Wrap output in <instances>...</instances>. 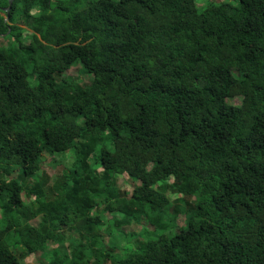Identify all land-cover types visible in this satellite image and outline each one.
<instances>
[{"label":"trees","instance_id":"obj_1","mask_svg":"<svg viewBox=\"0 0 264 264\" xmlns=\"http://www.w3.org/2000/svg\"><path fill=\"white\" fill-rule=\"evenodd\" d=\"M194 2L0 0V264L65 229L83 242L46 264H264V0ZM76 65L85 87L62 77ZM60 153L73 163L47 192ZM148 166L122 195L115 177ZM101 211L120 215L107 235H159L116 258Z\"/></svg>","mask_w":264,"mask_h":264},{"label":"rangeland","instance_id":"obj_2","mask_svg":"<svg viewBox=\"0 0 264 264\" xmlns=\"http://www.w3.org/2000/svg\"><path fill=\"white\" fill-rule=\"evenodd\" d=\"M214 2H226L232 5H235L237 3V0H213ZM206 0H195L194 4L197 8H200L204 5ZM38 11H31L32 14L37 13ZM30 41V37L28 33H25L24 42L28 43ZM12 40L9 37H1L0 38V44L3 45H12ZM63 79H70L75 84L77 83L79 86H87L91 80L92 75H84L80 66L76 65L70 68L67 72H65L62 75ZM249 81H245V93L249 94L251 93V87L249 85ZM242 97L237 96L230 100H228L229 104L238 106L241 104ZM91 162H93V159H91ZM73 163V156L70 153H60L55 155H47L45 154L43 157V162L41 164V170L45 173L48 181L45 186V190L47 192H50L48 189L57 182V180L60 178L62 171L65 169H68L71 167ZM151 166H148L146 169V172L143 176V179H137L132 180L126 175H117L115 177V186L122 195L129 197L132 189L134 186L142 184L143 181L145 183L150 182L151 178ZM16 176V173L12 175V178ZM168 181L172 183V179L169 178ZM25 202H29V199L25 198ZM100 219H101V234L103 236V243L106 246V248H111V252L114 254L116 258H125L129 252L134 251L135 244L138 241L144 240L146 238H156L159 233L155 232L153 228L148 225L147 222L144 220L140 221L138 224H132L127 227H122L119 230H121L125 235L123 236H115V235H107L105 233V229L108 227H111V220L112 218H119V214H109L101 211L99 213ZM39 218L34 219L30 221V224L32 226H37L39 223ZM184 225V217L179 216L176 219V229L174 232L177 231L178 227H182ZM64 242H49L48 243V249L44 253L37 252L33 255H30L28 257H23L22 250L17 249V257L20 259L21 264H46L49 258L51 257L52 252L57 253H67L69 248V243H78L83 242L81 239H79V235L75 233L74 231H69L67 229L64 230ZM109 264V262H107Z\"/></svg>","mask_w":264,"mask_h":264},{"label":"water","instance_id":"obj_3","mask_svg":"<svg viewBox=\"0 0 264 264\" xmlns=\"http://www.w3.org/2000/svg\"><path fill=\"white\" fill-rule=\"evenodd\" d=\"M12 0H8V7L5 9V11H8L11 6Z\"/></svg>","mask_w":264,"mask_h":264}]
</instances>
